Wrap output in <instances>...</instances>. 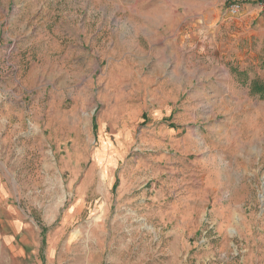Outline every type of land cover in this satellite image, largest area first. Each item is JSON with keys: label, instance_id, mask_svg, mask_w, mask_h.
I'll use <instances>...</instances> for the list:
<instances>
[{"label": "rangeland", "instance_id": "374dc122", "mask_svg": "<svg viewBox=\"0 0 264 264\" xmlns=\"http://www.w3.org/2000/svg\"><path fill=\"white\" fill-rule=\"evenodd\" d=\"M257 80V0H0V264H264Z\"/></svg>", "mask_w": 264, "mask_h": 264}, {"label": "trees", "instance_id": "16d2710c", "mask_svg": "<svg viewBox=\"0 0 264 264\" xmlns=\"http://www.w3.org/2000/svg\"><path fill=\"white\" fill-rule=\"evenodd\" d=\"M251 89L253 90V92L259 93L261 97L264 98V80L263 81L257 80L256 82H253L251 85Z\"/></svg>", "mask_w": 264, "mask_h": 264}, {"label": "built area", "instance_id": "2783aa9c", "mask_svg": "<svg viewBox=\"0 0 264 264\" xmlns=\"http://www.w3.org/2000/svg\"><path fill=\"white\" fill-rule=\"evenodd\" d=\"M257 1H259L261 4H264V0H257ZM238 9H239V5L238 4L234 5L232 7V13L233 14L237 13L238 12Z\"/></svg>", "mask_w": 264, "mask_h": 264}]
</instances>
